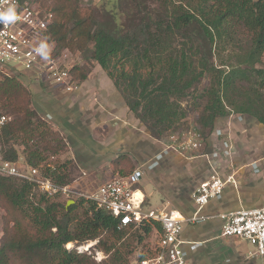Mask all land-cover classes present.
I'll return each instance as SVG.
<instances>
[{"label": "trees", "instance_id": "1", "mask_svg": "<svg viewBox=\"0 0 264 264\" xmlns=\"http://www.w3.org/2000/svg\"><path fill=\"white\" fill-rule=\"evenodd\" d=\"M28 1L53 14L49 35L56 53L80 51L97 61L152 137L184 127L183 101L203 79L208 84L197 99H203L198 122L204 130L211 132L218 118L231 114L264 125V0H108L111 8L80 0ZM229 46L239 53L236 63L216 60ZM89 70L75 65L71 73L82 82ZM32 104V92L18 75L0 72V110L12 115L0 134V152L13 162L22 153L23 162L39 167L43 177L71 184L73 159L44 164L68 143ZM112 163L121 175L136 169L127 153ZM57 196L26 179L0 175V202L13 223L0 245V264H125L154 254L150 240L162 230L159 222L123 226L90 199L68 204ZM96 239L108 255L103 262L66 246Z\"/></svg>", "mask_w": 264, "mask_h": 264}, {"label": "rangeland", "instance_id": "2", "mask_svg": "<svg viewBox=\"0 0 264 264\" xmlns=\"http://www.w3.org/2000/svg\"><path fill=\"white\" fill-rule=\"evenodd\" d=\"M80 1L85 5L112 7V3H109L112 0ZM58 54L63 60L62 63L71 68L75 65L90 67L88 74L90 83H85L82 88V103H73L69 99L75 96L77 88L84 81L78 82V79L73 78L77 87L65 93L52 82L42 79L31 81L22 73L17 75L32 92V107L49 121L52 128L63 135L68 143L65 152L49 158L44 164L50 165L57 158L60 161L73 159L77 166L76 178L70 184L75 192L69 195L60 194L57 196L59 200L67 201L68 204L74 203L76 199L82 197L81 194L91 192L103 182L121 174L114 170L112 161L119 155L127 153L134 168L145 170L140 186L147 194L149 209H180L184 213H190L194 190L213 173L221 177L233 175L236 182L227 185L224 195L215 199L218 201L213 202L208 211L221 213L243 207L264 206V125L251 116L231 114L218 118L211 132L204 130L198 122L203 99L202 97L197 99V95L208 84L207 79H203L196 91L183 101L188 111L184 127L167 132L162 139H156L129 109L119 90L120 98L118 95L112 96L103 81V77L106 78L103 72L106 71L97 61L86 59L82 52H73L69 49H64ZM238 55L237 49L229 46L216 53V60L236 63ZM106 75L108 76L107 73ZM108 78L111 79L109 76ZM118 99L123 100V104L119 103ZM65 104L70 108L65 107ZM52 108L58 112L56 117L51 112ZM44 112L51 113L54 119L45 118ZM80 122L91 129L90 139H86L85 145L76 137L77 132L82 129L81 125H78ZM190 129L200 132L207 143L204 149L182 154L173 147L168 148ZM227 140L231 145L230 153L222 152L223 143ZM18 148L22 152L23 147L18 145ZM203 150L212 154L209 157L212 167L206 162V157H204L206 160L199 158L202 157L198 155ZM23 159L21 153L20 164H23ZM252 163H257L260 170L256 171ZM11 217L0 202V245L5 230L13 224ZM218 225L220 226V222ZM222 240L212 241V253L209 250L210 253L207 251L205 254L198 252L204 262L208 258L207 264H253L247 260L249 251L255 250L253 245L247 241H232L227 237ZM150 241L154 244L157 238L152 236ZM72 243L75 245L73 248L78 250L77 247L80 246L78 251H86L89 255H91L89 251L101 249L98 243L92 245L91 241L81 245ZM85 244L91 245L90 250L84 248ZM204 245L199 244L201 247Z\"/></svg>", "mask_w": 264, "mask_h": 264}, {"label": "built area", "instance_id": "3", "mask_svg": "<svg viewBox=\"0 0 264 264\" xmlns=\"http://www.w3.org/2000/svg\"><path fill=\"white\" fill-rule=\"evenodd\" d=\"M13 4L19 19L13 23H0V72L6 75H17L22 72L36 74L64 91H73L77 85L73 82L71 67L62 63L61 56L56 53V42L49 35L53 14L44 12L38 5L28 0H0V11ZM42 42H46L51 49L48 59H44L35 51ZM11 120L10 115L0 110V134ZM173 144L168 148L173 147L183 154L200 151L207 143L200 132L190 129ZM223 144L222 152L230 153V142L227 140ZM200 154L212 165L209 160L212 154L209 151L203 150ZM252 165L256 171L260 170L257 163ZM144 174L145 170L141 168L127 175L117 174L93 191L81 194L82 197L94 201L98 207L111 212L123 226L156 222L161 224L162 230L157 233V241L153 246L154 254L125 264H191L184 248L186 242L182 239L184 225L215 218L223 221L222 236L246 240L255 247V250L250 252V257L259 258L264 264V206L243 207L221 213L205 211L212 200L222 196L228 184L236 182L233 175L221 177L213 173L208 179L200 182L192 194L194 210L187 215L180 209H149L146 203L147 195L140 186ZM0 175L26 179L35 183L40 192L50 195H69L75 192L70 184L56 185L43 177L39 167H29L10 161L4 158L1 152ZM98 241V239L91 241V244L95 245ZM72 244L68 243L67 248L72 249L75 246ZM84 246L86 250H90V244ZM77 248L80 250V246ZM95 249V252H89L97 262H103L108 258L103 249Z\"/></svg>", "mask_w": 264, "mask_h": 264}, {"label": "crops", "instance_id": "4", "mask_svg": "<svg viewBox=\"0 0 264 264\" xmlns=\"http://www.w3.org/2000/svg\"><path fill=\"white\" fill-rule=\"evenodd\" d=\"M103 73L105 74L104 76H106V78L103 77V81L105 82V85L107 86V88H109V92H111L112 96L118 95V98H120L119 91L116 88V86L114 85V83L112 82V80L108 78V76L106 75L105 72H103ZM22 75L28 77L31 81H34V80L39 81L37 79H42L40 76H37L36 74L33 75V74H30L27 72H22ZM42 80L45 81L44 79H42ZM85 83L86 84L90 83L89 82V76L81 85H79V87L77 88L75 96H73L72 99H69V100H72L73 103L74 102L79 103V104L82 103V101H83L82 100V91H83L82 88L84 87ZM64 92L69 93L67 91H64ZM76 99H78L79 101ZM118 100L117 101L119 103L122 102V104H123V100H121V99H118ZM68 106H69L68 104H65V107L70 108ZM51 110H52L51 112L53 113V116L56 117V115L58 114L57 110L54 108H52ZM58 111H60L59 108H58ZM111 111H113V110H111ZM44 113H46V112H44ZM81 114L83 115V113H81ZM45 116H46L45 118H47V119H54L51 113H46ZM78 125H81L82 129L79 133L77 132L76 137H78L79 140L81 139L85 145V143H87L86 139L87 140L90 139V130L91 129L89 126H88L89 128L87 126H84L82 124V122L78 123ZM198 156H201V155L199 154ZM199 158H204V157H199ZM16 162L19 163L20 161H16ZM206 162L209 163L207 160H206ZM23 164H25V163L23 162ZM209 165L212 167V165L210 163H209ZM215 201H218V200L214 199L209 203V205L205 208L206 212L212 213L211 211H208V208ZM193 210H194V201L192 199L191 212L186 213V214L187 215L191 214L193 212ZM217 221L220 222V226L218 225ZM222 225H223L222 219L215 218V219H209V220H206V221H203L200 223H196V224H189L188 223V224H186V226H184V229L182 232V239L186 242L184 244V248H185V251L188 255V258L190 259L191 264H207V263H209L208 262L209 259L207 258V260H205V262H204L202 260V256L199 255L198 252L205 254L209 250L212 253V241H221L223 238H226V237L222 236ZM227 238H229V237H227ZM229 239H231L232 241H246V240L234 238V237L229 238ZM196 242H198V243H196ZM200 243H203V245L204 244L205 245L201 247V246H199ZM196 244H198V246ZM249 254H250V251L247 255V258H248L247 260H250L251 261L250 263L262 264L261 259L250 257Z\"/></svg>", "mask_w": 264, "mask_h": 264}, {"label": "clouds", "instance_id": "5", "mask_svg": "<svg viewBox=\"0 0 264 264\" xmlns=\"http://www.w3.org/2000/svg\"><path fill=\"white\" fill-rule=\"evenodd\" d=\"M18 19L19 16L17 15L16 7L14 4L0 11V23H13ZM50 50L51 49L46 42H42L40 47L35 49V51L40 54L44 59H48Z\"/></svg>", "mask_w": 264, "mask_h": 264}]
</instances>
